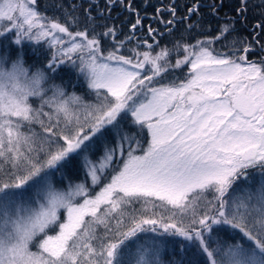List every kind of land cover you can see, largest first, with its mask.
Instances as JSON below:
<instances>
[{
    "label": "snow or ice",
    "instance_id": "1",
    "mask_svg": "<svg viewBox=\"0 0 264 264\" xmlns=\"http://www.w3.org/2000/svg\"><path fill=\"white\" fill-rule=\"evenodd\" d=\"M37 4L0 0V39L13 37L7 48L0 43V264H165L162 243L180 246L168 264H186L189 250L197 264H264V56L248 60L253 44L264 52V20L251 39L233 35L249 0L225 14L214 36L181 37L171 48L151 24L152 43L136 40L145 17L134 0L103 8L90 0L83 18L77 5L54 3L65 22ZM117 6L135 17L124 39L123 22H106ZM202 6L185 5L182 17L175 2L157 6L152 19L169 35L178 19L186 32L202 31ZM206 7L221 20L223 0ZM252 7L264 16V0ZM133 40L131 55L122 54ZM25 41L47 45V63L26 66ZM62 65L94 102L56 83ZM185 66L182 78L169 79ZM73 161L84 180L57 187ZM229 228L234 243L224 239H235Z\"/></svg>",
    "mask_w": 264,
    "mask_h": 264
},
{
    "label": "trees",
    "instance_id": "2",
    "mask_svg": "<svg viewBox=\"0 0 264 264\" xmlns=\"http://www.w3.org/2000/svg\"><path fill=\"white\" fill-rule=\"evenodd\" d=\"M90 0H38L37 7L39 11L42 13L50 16V17H59L61 22H65L66 16L62 11L55 10L52 6L54 3H61L65 7L69 8L71 10V6L73 4L77 5L76 8V14H78L81 18L84 16V8L88 7ZM175 2L177 5L179 11H178V17H182L186 14L185 5H191L192 3H200L203 5L200 8V12L203 14V30H194L191 33H188L185 31L186 23L187 22H180L179 19L177 21V24L175 25L173 32L171 35H169L164 30L163 24H158L157 21L152 19V15L154 14L155 7L161 6V5H169L171 3ZM213 0H148V6L145 8V0H134V5L140 9V13L142 16H144V27L139 29L135 36L136 40H143L148 39L149 43H152L151 37L146 36V29L149 24L153 28H158L159 31L157 33V39L159 40V43L161 46H168L169 48L172 47V45L181 37H183L184 40H187L189 43H194L196 39L204 38V37H212L216 34V30L219 23H222V18L227 13L229 16L234 14V9L238 5L239 0H223V7L220 8V17L221 20H217L216 18L210 16L209 9L206 7V5L211 4ZM97 3L100 5L101 8H103L105 0H97ZM216 3H220V0H216ZM249 12L247 14V22L246 24L237 23V33H234L233 35H238L239 37H248L251 39V37L254 35L252 29L253 26L262 20H264V16L261 15L262 8L260 7H252V4L259 5L260 0H249ZM93 15L97 14V9H92ZM119 14L118 18L117 15ZM105 16H107V13H105ZM112 20H107L106 22L111 24L113 20L117 25H120L123 22V28L121 31L120 39H124V34L128 33L129 31V25L134 22L135 17H129L127 12H123L119 6L115 7L111 13ZM165 20L171 18L167 13H165L164 17ZM197 17L193 16L192 20H196ZM97 23L103 25L105 23V20L99 19ZM82 27V25H81ZM70 30L75 31L77 30L75 27L70 28ZM97 31H103V28H97ZM159 33H163V35H160ZM231 38V37H229ZM136 40H133L132 42L125 45V48L122 50V54L125 55H131V53L128 51L132 47L135 46ZM260 40L264 41V33H261ZM12 40L8 37L7 39H0V43H2L5 48L9 45V43ZM222 43L218 42L214 45V47L217 50H223L227 51V49H222ZM110 45V41L106 40L103 41V46L105 49H107ZM15 48L16 46L13 45ZM242 49V45L238 46ZM254 51L248 53V60L253 59V61L259 63L262 56H264V52H261L259 46L253 44ZM23 52L25 54V61L26 66L32 65V64H41V63H47V58H50V53L48 55L44 54L43 50L38 47L31 48L30 46H23ZM146 46H142L140 48V51H146ZM159 49H156L158 51ZM46 53V52H45ZM177 58V55L173 53V56L171 57L172 62H175V59ZM70 71L68 65H62L60 66V70L57 72V79L56 83L63 82L66 85V89L69 93L75 92L76 94L82 96L86 103L94 102L95 101V95L90 92V90L87 88V84L84 82L83 78H77V75L74 71H71V75H67V73ZM188 69L185 66L183 68V71L177 69L175 70V73L173 76H170L169 79L173 78H182L186 73ZM63 78V80H61ZM33 105L34 107H39V101L35 98H33ZM35 130L39 131V126H35ZM108 140L110 141V146L112 143H115V138L111 135L108 136ZM98 149H102V145H97ZM250 175L254 177L256 181H259L261 179L260 172L258 169H251L249 170ZM59 180V177H58ZM71 180L72 182H81L84 180V170L80 167L78 161H73L70 168L67 170L65 174V178L62 183H57V187H65L68 183V181ZM102 186V185H101ZM253 189L257 187V184H252ZM98 188V187H97ZM96 188V189H97ZM95 189V191H96ZM139 207V205H137ZM215 227V226H214ZM99 232H103V229H98ZM228 233L231 237H234L235 239H230L228 236H225L224 239H227L229 243H234L236 240L239 239V235L235 230L228 229ZM51 234V233H50ZM171 239V238H169ZM176 247L179 249V245H163L162 243V249H161V257L162 260L165 262V264H168L169 261H173L176 259H179V257H176L172 251V248ZM183 259L185 260L186 264H197V261L199 257L194 255L192 250H189L187 253L183 255Z\"/></svg>",
    "mask_w": 264,
    "mask_h": 264
},
{
    "label": "rangeland",
    "instance_id": "3",
    "mask_svg": "<svg viewBox=\"0 0 264 264\" xmlns=\"http://www.w3.org/2000/svg\"><path fill=\"white\" fill-rule=\"evenodd\" d=\"M9 38L11 40L13 39V37L11 35L9 36ZM23 46H30L31 48L38 47V48H41L43 50L44 54L48 55V53H50V55H51V52L49 51L48 46L45 44H36L35 42L25 41ZM250 61H253V59H251ZM89 187H90V189L92 187L90 181H89ZM96 191H99V188H97ZM93 194H94V192H93Z\"/></svg>",
    "mask_w": 264,
    "mask_h": 264
}]
</instances>
